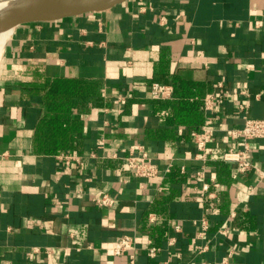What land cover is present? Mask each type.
Masks as SVG:
<instances>
[{"label": "crops", "instance_id": "1", "mask_svg": "<svg viewBox=\"0 0 264 264\" xmlns=\"http://www.w3.org/2000/svg\"><path fill=\"white\" fill-rule=\"evenodd\" d=\"M172 77L205 85L204 95L223 83L203 110L213 129L205 178L217 177L222 152L241 145L230 136L240 107L264 120V0H124L15 28L0 56V264H128L112 251L124 234L136 239V264H264V180L227 164L228 180L204 200L190 132L150 93ZM58 109L68 162L36 146ZM251 145L264 166V138ZM129 150L146 151L158 176L134 177L113 157ZM168 165L185 172L168 181ZM103 195L113 203L97 206Z\"/></svg>", "mask_w": 264, "mask_h": 264}, {"label": "built area", "instance_id": "2", "mask_svg": "<svg viewBox=\"0 0 264 264\" xmlns=\"http://www.w3.org/2000/svg\"><path fill=\"white\" fill-rule=\"evenodd\" d=\"M216 87L218 91H211L206 93L202 99V108L204 111L211 110L214 107L215 102H219L223 96L222 87L223 83L218 81ZM151 96L159 100H169L173 98V87L171 84L161 83L154 81L150 84ZM245 93V92H243ZM242 110L244 123L242 127L236 128L230 131V136L233 139H238L241 141L239 147L230 146L222 152L220 160L225 164L232 166L234 171L238 174H243L246 172H253L259 180H264V166L257 164L252 159V140L258 138H264V120L258 118H252L248 115L247 110L240 107ZM213 129L203 123L199 129L190 132V139L195 145L194 158L201 161V168L196 170V178H201L202 183L198 188L201 196L204 200L209 201L211 205V200L217 196V192L220 189L221 182L216 176H211L205 178L204 167H206L208 157H207V145L212 139ZM63 158L65 162H68L70 158L69 153H61L58 155ZM123 163V166L134 176L138 178H156L158 176V166L152 161L148 156L146 151H142L140 154H135L133 150H129L128 154L118 157ZM172 165H168L165 169L164 175L170 171ZM180 172H185L183 166L179 167ZM252 188V187H250ZM97 206L111 205L113 199L107 195H103L100 198L94 199ZM230 215L233 217L235 215V210H230ZM156 220V215L154 213H149L147 216V222L152 223ZM200 230L198 236H204L209 228V223L205 218L200 221ZM218 232L224 233V229L218 228ZM148 247L146 253L148 256L152 257L158 250V247L153 245L151 239L147 240ZM198 252H203L206 250V245H198ZM113 254L121 255L126 254L129 258L128 264H136L135 251H136V239L132 235L124 234L117 238L113 246Z\"/></svg>", "mask_w": 264, "mask_h": 264}, {"label": "trees", "instance_id": "3", "mask_svg": "<svg viewBox=\"0 0 264 264\" xmlns=\"http://www.w3.org/2000/svg\"><path fill=\"white\" fill-rule=\"evenodd\" d=\"M164 77V76H163ZM165 83H170L173 87V98L169 100H157L158 103L166 105V111L169 116L173 118V122L177 125H183L188 129L189 132L199 129V127L204 123V111L202 108V99L206 91V87L203 84L197 82H188L179 78L172 77L170 80L163 78ZM54 91L57 88L63 87L64 83L56 82L54 83ZM67 110L58 109V114H51V118L48 119V126L51 130V137L44 140L45 134L37 135L36 146L38 150H45L49 153H59L64 152L71 147L68 135L65 133V125L63 124V117ZM62 116V118L60 117ZM46 121V122H47ZM189 138H190V134ZM216 165L219 168V173H217V179L222 182L228 180L224 173L226 172L227 164L221 160L216 161ZM175 167L170 168V171L165 174L164 178H181L179 171ZM178 173H177V172ZM227 173V172H226ZM225 173V174H226Z\"/></svg>", "mask_w": 264, "mask_h": 264}, {"label": "water", "instance_id": "4", "mask_svg": "<svg viewBox=\"0 0 264 264\" xmlns=\"http://www.w3.org/2000/svg\"><path fill=\"white\" fill-rule=\"evenodd\" d=\"M52 1L54 0H12L0 9V29L12 27V36L15 28L21 24L55 21L84 13H96L124 0H89L84 4L63 9H57Z\"/></svg>", "mask_w": 264, "mask_h": 264}, {"label": "bare ground", "instance_id": "5", "mask_svg": "<svg viewBox=\"0 0 264 264\" xmlns=\"http://www.w3.org/2000/svg\"><path fill=\"white\" fill-rule=\"evenodd\" d=\"M12 0H0V9H2L4 6L9 4ZM89 0H54L52 3L57 9H63L67 8L70 6H78L81 4H84L88 2ZM63 4V5H62ZM51 8V7H50ZM13 28L12 27H7L4 29H0V56L2 54V51L4 49V46L9 39L11 32Z\"/></svg>", "mask_w": 264, "mask_h": 264}]
</instances>
